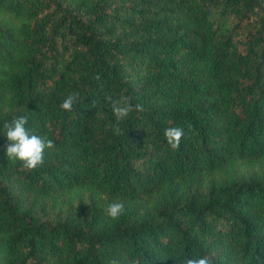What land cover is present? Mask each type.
Instances as JSON below:
<instances>
[{
  "label": "trees",
  "instance_id": "obj_1",
  "mask_svg": "<svg viewBox=\"0 0 264 264\" xmlns=\"http://www.w3.org/2000/svg\"><path fill=\"white\" fill-rule=\"evenodd\" d=\"M21 116L55 144L34 170ZM204 256L264 264V0H0V264Z\"/></svg>",
  "mask_w": 264,
  "mask_h": 264
},
{
  "label": "clouds",
  "instance_id": "obj_2",
  "mask_svg": "<svg viewBox=\"0 0 264 264\" xmlns=\"http://www.w3.org/2000/svg\"><path fill=\"white\" fill-rule=\"evenodd\" d=\"M78 94L67 96L61 104V108L65 111H71L77 102ZM109 99H111L109 97ZM143 111L142 105L132 106L127 99L113 101L112 111L117 122L125 120L133 111ZM28 120L26 117L14 118L11 122H5L6 137L9 141L6 149L8 159L19 160L26 169L34 170L44 163L46 150L55 148L54 141L43 136L32 133L26 125ZM119 134V128L116 129ZM185 132L180 127H170L165 129L164 136L168 145L172 149H177ZM106 215L113 220L119 218L124 211V205L120 202L109 203L106 208ZM186 264H211L207 256L201 258H188Z\"/></svg>",
  "mask_w": 264,
  "mask_h": 264
}]
</instances>
